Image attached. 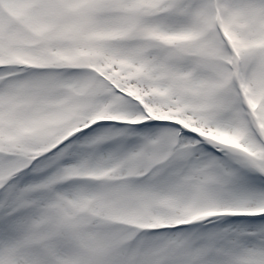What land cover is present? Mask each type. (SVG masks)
Segmentation results:
<instances>
[{"label": "snow or ice", "instance_id": "snow-or-ice-1", "mask_svg": "<svg viewBox=\"0 0 264 264\" xmlns=\"http://www.w3.org/2000/svg\"><path fill=\"white\" fill-rule=\"evenodd\" d=\"M0 264H264V0H0Z\"/></svg>", "mask_w": 264, "mask_h": 264}]
</instances>
